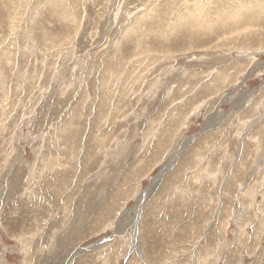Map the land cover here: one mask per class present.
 I'll list each match as a JSON object with an SVG mask.
<instances>
[{
	"label": "rangeland",
	"instance_id": "374dc122",
	"mask_svg": "<svg viewBox=\"0 0 264 264\" xmlns=\"http://www.w3.org/2000/svg\"><path fill=\"white\" fill-rule=\"evenodd\" d=\"M163 2L0 0V264H264V29Z\"/></svg>",
	"mask_w": 264,
	"mask_h": 264
},
{
	"label": "bare ground",
	"instance_id": "6f19581e",
	"mask_svg": "<svg viewBox=\"0 0 264 264\" xmlns=\"http://www.w3.org/2000/svg\"><path fill=\"white\" fill-rule=\"evenodd\" d=\"M181 0H164V2H163V5H162V7H159L158 9V12L157 11H155L157 14L156 15H154L153 17H155V19H156V24H152V26H151V28H150V31L151 32H153V31H155V27L156 26H163L164 25V23L166 22V19L168 18V13L169 12H171L172 13V10L174 9V7L175 6H177V4L180 2ZM222 1V3H221V6L219 7V6H217L218 8H214V10L212 11V12H208V14L205 12V14L204 15H197V16H195V17H191V15L192 14H194L193 12H192V14L190 15V14H188V15H190V18H189V16L188 17H186L185 15H183V18L182 17H178L179 15L177 14V20L174 22V20H173V23H169V25L168 26H170V28H171V30L169 31V32H172V31H175V29H181V30H187V31H190V33L191 34H194L195 32L196 33H198V32H210L211 30H214L216 27H225L230 33H231V35H234V33L235 34H239V32H243V31H246V30H249V31H252V30H254L253 29V27H261V28H263L264 29V0H221ZM230 1H232L233 2V6H230L229 5V2ZM236 3V4H235ZM232 5V4H231ZM58 6V5H57ZM184 6V5H183ZM195 9V8H194ZM155 10V9H154ZM205 11V10H204ZM155 12H153L152 14H155ZM60 13V12H59ZM59 13H58V15H59ZM65 13V12H64ZM184 13V12H183ZM211 13H213V15L211 14ZM66 14V13H65ZM151 14V13H150ZM151 14V15H152ZM170 14V13H169ZM182 14V13H181ZM200 14V13H199ZM62 15V14H61ZM55 16V15H54ZM63 16V15H62ZM67 16H69V15H67ZM212 17V19L213 20H210V18ZM56 17H57V14H56ZM152 17V18H153ZM175 17V18H176ZM58 18V17H57ZM63 18H64V16H63ZM74 19H75V17H73ZM174 18V17H173ZM60 19V18H59ZM65 19V18H64ZM74 19H72V20H74ZM60 20H62V19H60ZM57 21V20H56ZM168 21V20H167ZM47 22V21H46ZM136 22V21H135ZM169 22V21H168ZM133 23V22H132ZM242 23H244L243 25L246 27L244 30H243V27H242ZM166 24V23H165ZM171 24V25H170ZM53 25V24H52ZM67 25V24H66ZM137 23H133V25H132V27H130V28H128L129 29V31H130V33L137 27ZM38 26H40V25H38ZM131 26V25H130ZM147 26V25H146ZM165 26V25H164ZM163 26V27H164ZM39 28V27H38ZM139 28H141V27H139ZM161 27H159L158 29H160ZM252 28V29H251ZM127 29V30H128ZM164 29V28H163ZM238 29L240 30V31H238ZM140 30V29H139ZM138 30V31H139ZM145 30H146V28H145ZM260 28H257L256 29V32H257V34H259L260 33ZM124 31H125V29H124ZM137 31V32H138ZM148 31V30H147ZM147 31H146V33H147ZM136 32V31H135ZM135 32H133V34H131L132 36H130V35H128V37H129V39H130V41H132L133 39H131L134 35H136L135 36V41H134V43L135 42H137V44L139 43V44H141L142 45V29H141V32H139V34H137V33H135ZM129 33V34H130ZM164 33V32H163ZM186 33V32H185ZM196 33H195V36H196ZM43 34H44V30H43ZM144 34H145V32H144ZM164 34H166V33H164ZM138 35V36H137ZM159 35V34H158ZM189 36H190V34H189ZM194 39V38H193ZM192 39V40H193ZM196 40V39H195ZM130 41H128V42H130ZM142 41V42H141ZM190 41V40H189ZM196 42V41H195ZM132 45V44H131ZM27 47V46H26ZM133 47H135V46H133ZM123 48V47H122ZM6 53V52H5ZM126 53V52H125ZM9 54V53H8ZM120 54H123L122 53V50H121V53ZM2 55V54H1ZM172 56V55H171ZM2 57H5L4 55L2 56ZM8 57V56H7ZM119 58V57H118ZM5 60H8V61H10V57H8L7 59L5 58ZM121 62V61H120ZM117 62H115V64H116ZM117 67H118V65H117ZM5 69V68H4ZM41 72V71H40ZM111 72V71H110ZM224 74H225V72H224V70L223 69H221V70H217V72H216V75L215 76H213L214 78H216V79H214L213 81H212V83H211V86L212 87H217V85H218V83H216V80L217 79H219V78H223L224 77ZM194 76V75H193ZM112 79H114V78H112ZM113 82V81H112ZM115 82V81H114ZM102 83H103V85H105V80H104V78L102 79ZM108 83V82H107ZM107 85V84H106ZM205 87V86H204ZM106 88V87H105ZM104 89V88H103ZM100 90V89H99ZM5 94V93H4ZM1 98V97H0ZM101 100V99H100ZM99 100V101H100ZM3 109V108H2ZM5 110V109H4ZM3 110V111H4ZM172 112V111H171ZM3 114V113H2ZM6 114V113H5ZM173 114V113H172ZM72 117V116H71ZM70 118V116L68 115V117H67V119L65 120V122H64V126L62 127V128H60V129H58V132H59V134H60V136H61V138H62V140H65V139H68L69 138V136L72 134V136H74V138L76 137L75 136V131H73V129H71V127L70 126H68L67 124H69L67 121H68V119ZM71 120V119H70ZM69 120V121H70ZM171 121H172V119H171ZM183 122V121H182ZM40 123V122H39ZM67 123V124H66ZM160 123V122H159ZM173 123V122H172ZM182 124V123H181ZM62 125V124H61ZM72 125V124H71ZM162 127V126H161ZM168 127H169V125H168ZM166 129H167V127H166ZM71 130H72V132H71ZM164 130L165 129H163V133L165 134V133H167L166 131L164 132ZM154 131V130H153ZM175 131V129L174 130H171V133H169V134H167V135H169V138H168V140H170V142L172 141V132H174ZM151 132V131H150ZM163 133L161 132V134L160 135H163ZM150 135V134H149ZM152 136V135H151ZM161 138H163V137H161ZM159 139V142L162 140V139ZM59 139H60V137H59ZM163 139H165V138H163ZM164 141V140H163ZM162 142V141H161ZM166 142H168V141H166ZM188 147V146H187ZM72 150V149H71ZM180 153V152H179ZM184 153V152H183ZM186 153V152H185ZM184 153V154H185ZM196 153V152H195ZM164 154V153H163ZM89 156V152L87 151V150H85L84 151V158H87ZM176 156H177V154H176ZM189 156V155H188ZM187 156V157H188ZM197 156V155H196ZM195 156V157H196ZM8 157V156H7ZM186 157V155H185V157L184 158H187ZM181 158H182V156H181ZM200 158V157H199ZM176 159H177V157H176ZM176 161V160H175ZM76 162V161H75ZM54 163V162H53ZM52 163V164H53ZM178 164H176L175 165V167H173L171 170H169V172H168V174H167V179H165V181H164V183L165 182H167V180L169 179V180H171L172 179V182H173V180L177 177V175H179V172H180V170H182V169H186L187 167H188V165L190 164L189 162H188V158L186 159V161H185V159H180V161H178L177 162ZM55 164H57V163H55ZM65 164V162L63 161V162H61L60 161V164L59 165H62V168H63V166H65L64 165ZM46 165V164H45ZM58 165V166H59ZM55 166H53L52 168H54ZM60 167V166H59ZM66 167V166H65ZM64 167V168H65ZM70 168V167H69ZM74 168V167H73ZM82 168V167H81ZM85 168V167H84ZM59 169H61V168H57V169H53L54 171H53V176L55 177V178H60V177H62V169H61V171L59 170ZM86 169V168H85ZM188 169V168H187ZM67 170H68V168L66 169V172H67ZM164 170V169H163ZM13 172V171H12ZM16 171H14V174H16L15 173ZM28 172V171H27ZM65 172V173H66ZM70 172V171H69ZM163 173H167V172H164L163 171ZM12 174V173H11ZM11 174H10V176H11ZM82 175V174H81ZM13 176V175H12ZM16 176H18V175H16ZM50 176V175H49ZM77 176V175H76ZM162 176V175H161ZM54 177H52L53 179H55ZM66 177H68V175L66 174ZM71 177V176H70ZM69 177V178H70ZM72 177H73V175H72ZM16 178V177H15ZM49 178V177H48ZM51 178V179H52ZM64 178V177H63ZM77 178V177H76ZM80 178H81V176H80ZM79 178V179H80ZM12 179H13V177H12ZM19 179V178H18ZM78 179V180H79ZM56 180V179H55ZM62 180V179H61ZM66 180H67V178H66ZM77 180V181H78ZM54 181V180H53ZM52 181V182H53ZM57 181V180H56ZM56 181H55V183H56ZM65 180H63V184L66 182H64ZM227 181H229V180H227ZM27 182H29V181H27ZM45 182H47V181H45ZM50 182H51V180H50ZM49 182V183H50ZM58 182H60V181H58ZM57 182V183H58ZM180 182V181H179ZM4 183V182H3ZM20 182H18L17 184H19ZM48 183V182H47ZM48 183V184H49ZM71 183V182H70ZM78 183H79V181H78ZM228 183V182H227ZM226 183V184H227ZM27 184H29V183H27ZM26 184V185H27ZM59 184V183H58ZM167 184H169V182L167 183ZM175 184V183H174ZM25 185V184H24ZM49 185H51V184H49ZM71 185V184H70ZM77 185V184H76ZM229 185V184H228ZM16 186V185H15ZM20 186V185H19ZM56 186V185H55ZM62 186V185H61ZM64 186V188H65V184L63 185ZM67 186V185H66ZM79 186V185H78ZM230 186H231V184H230ZM70 187V186H69ZM80 187V186H79ZM20 188V187H19ZM18 188V189H19ZM63 188V187H62ZM75 188V187H74ZM78 188V187H77ZM76 188V189H77ZM9 189H16V188H14V186H11V188H9ZM8 189V190H9ZM18 189H16V190H18ZM67 189V188H66ZM79 189V188H78ZM22 190H24V186H23V184H22V186H21V191ZM5 191V190H4ZM11 191H13V190H11ZM20 191V190H19ZM19 191L17 192L16 191V193H19ZM66 191V190H65ZM68 191V190H67ZM158 191V190H157ZM183 192V191H182ZM11 194H14V193H12V192H10ZM34 193V192H33ZM161 193V192H160ZM7 195V194H6ZM19 195V194H18ZM21 195V194H20ZM33 196V195H32ZM37 196V195H36ZM43 197V196H42ZM41 197V198H42ZM6 198V197H5ZM45 198V197H44ZM155 199V198H154ZM2 200V199H1ZM6 200V199H5ZM13 200V199H12ZM34 200V199H33ZM43 200V199H42ZM158 200V199H157ZM8 201L9 200H7V203H8ZM34 202H37V201H35L34 200ZM152 202V201H151ZM4 203V202H3ZM104 204V203H103ZM121 204V203H120ZM155 204V203H154ZM13 205V204H12ZM102 205V204H101ZM105 205H106V203H105ZM104 205V206H105ZM108 205L109 204H107L106 206L108 207ZM117 205V204H116ZM105 206V207H106ZM110 207L112 206H114V204L113 205H109ZM107 207L105 208V209H107ZM109 207V208H110ZM115 207V206H114ZM117 207V206H116ZM33 208V207H32ZM109 208H108V210H109ZM31 209V208H30ZM111 209V208H110ZM120 210L121 209H118V210H116V212H115V214L113 215V217H112V219H114L115 218V216L117 215V213L118 212H120ZM10 211H11V209H10ZM110 211V210H109ZM112 212H113V209H112ZM107 213H109L108 211H107ZM114 213V212H113ZM111 214V213H110ZM123 217H124V214L123 215H121L120 217H119V220H118V222H117V225L121 222L122 223V220H123ZM83 218V217H82ZM109 224V223H108ZM120 227V226H119ZM21 232H23V231H21ZM2 245V244H1Z\"/></svg>",
	"mask_w": 264,
	"mask_h": 264
}]
</instances>
